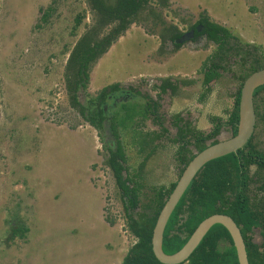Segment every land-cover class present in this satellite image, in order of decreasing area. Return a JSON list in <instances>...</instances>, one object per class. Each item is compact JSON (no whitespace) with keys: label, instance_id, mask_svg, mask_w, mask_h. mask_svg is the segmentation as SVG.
<instances>
[{"label":"rangeland","instance_id":"rangeland-1","mask_svg":"<svg viewBox=\"0 0 264 264\" xmlns=\"http://www.w3.org/2000/svg\"><path fill=\"white\" fill-rule=\"evenodd\" d=\"M230 1L239 4V17L246 15L240 0H182L191 5L187 8L176 1L163 7L158 0H152L141 10L138 20L119 37L120 42H115L117 46L114 52L107 56L105 69L111 68L110 78L125 79L130 73L142 69L140 62L132 60L157 44L167 26L174 25L185 31L201 14L207 13L203 6H196L198 3L221 11L222 8L229 10ZM247 2L261 8L263 33L264 0ZM78 15L81 22L75 27ZM97 19L94 9L86 0H0V264H77L85 261L89 255L97 256L101 264L108 259L106 253L100 250L96 220L91 219L86 225L85 221L76 223L81 211L71 205L66 211L54 208L52 213L46 215L50 205L42 199L49 184L56 183V179L62 181L65 190L69 185H78L86 190L87 197L89 195L90 207L93 200L96 204L97 198L85 185L83 169L72 165L73 162L88 165L87 176L91 177L92 186L102 192L101 205L104 206L105 216L115 219L117 251L121 256L134 241L133 235H126L120 227L119 214L124 213V207L115 177L105 164L108 153L104 141L115 146L114 133L107 123V136L103 140L97 129L78 115L77 108L72 106L65 78L71 51L81 37L96 25ZM111 26H106L98 37ZM241 40L248 42L247 38ZM161 47L164 55L153 58L160 60L161 64L164 62L166 72L174 73L178 79L197 78V83L184 86L186 93L182 92L177 97L180 98L181 107L185 100L194 103L205 87L199 81L203 78V57L206 52H214L216 45L212 42L185 43L174 51L173 43L168 41L165 46L162 43ZM125 51L129 57L122 56ZM251 51L254 52L253 49ZM260 51L264 52L263 45ZM229 55L227 69L214 82L213 89H225L233 96L241 83L239 76L245 74L253 55H246L244 49L240 54L232 50ZM244 59L249 61L248 64H242ZM94 64L86 88L91 95L97 91L91 76ZM138 83L124 81L121 84L139 86ZM140 88L142 90L147 86ZM213 89L207 92V99L203 101L205 109L216 108L217 104L210 99ZM86 91L79 93L82 95ZM150 92L155 94L152 89ZM195 94H198L197 97ZM162 96L159 99L163 100L164 122L172 127L170 119L174 104L167 102L168 95ZM255 102L261 115L257 118L253 142L264 151V89L255 97ZM223 132V137L232 134L230 127ZM122 136L132 167L136 160H140L132 147L133 135L127 130ZM171 151L166 152L171 154ZM161 161H166L164 173H156L152 169L154 173L145 174V177H149L145 179L148 184L168 185L178 179L177 166L175 172L172 170L173 163L177 162L176 157L160 158ZM258 172L261 173L257 166H252V174L259 176ZM259 185V181L253 184L252 194ZM71 203L78 205L76 201ZM50 217H67L74 221L52 222ZM18 224H23L28 231L23 237L12 239L9 237L11 228ZM257 229L254 240L261 242L262 236ZM94 239L98 244L97 241L93 243Z\"/></svg>","mask_w":264,"mask_h":264},{"label":"trees","instance_id":"trees-1","mask_svg":"<svg viewBox=\"0 0 264 264\" xmlns=\"http://www.w3.org/2000/svg\"><path fill=\"white\" fill-rule=\"evenodd\" d=\"M92 4L97 16L96 25L86 32L76 43L70 53L66 64L65 78L68 82L67 89L72 102L104 140L107 136V123L112 129L115 146L104 141L107 150L105 164L114 173L118 193L124 207L129 233L134 241L123 257L125 264H167L160 261L154 254L152 237L158 216L164 207L168 197L175 188L178 179L182 175L188 163L197 152L204 150L209 145L218 142L217 136L221 133L222 121L206 132L197 128L191 121L176 116L174 125L178 129L175 143L177 160L181 167L178 179L170 184H148L145 180L144 166L142 162L139 168H132L126 145L122 139L124 131L132 132V147L137 154L145 152L149 148L148 155L155 152L153 143L158 137L167 134L168 129L162 126L160 132L144 131V122L147 118H157L162 124L163 114L159 111V103L150 94L142 93L141 86L148 83L140 80L138 85H129L131 97L123 99L117 105V110L109 115L105 105L109 97L114 93H120L124 89L123 84L117 82L103 87L96 96L87 93L92 65L122 36L129 26L138 20V15L152 0H87ZM155 1V0H154ZM158 4L167 7L169 0H158ZM256 9V8H252ZM47 14V13H46ZM45 14V17L48 15ZM81 17H76L75 27H78ZM203 24L208 42L216 45L215 51L203 65V86H208L213 80L220 78L227 69V57L235 50L240 54L245 50L246 55H253L250 66L245 74L240 75V85L234 92V104L225 121L231 127L232 134L236 135L239 121V102L241 88L245 79L254 71L263 68L264 52H257V46L243 42L230 27L213 20L208 13H203L198 20ZM111 26L101 37L98 35L106 26ZM162 33V43L171 41L174 51L183 46L175 42L183 31L176 26H167ZM241 41V43H239ZM244 43V44H243ZM246 46L247 50L243 47ZM248 46V47H247ZM254 50L252 52L251 50ZM256 51V52H255ZM248 60H242V64H248ZM196 79H178L173 77L157 78L152 89H159L157 94L161 97L168 94L171 97L177 95L178 90L184 85H191ZM84 92L85 101L81 102L80 89ZM264 85L254 91V103L257 118L261 115L255 97ZM208 88L201 94L200 100L207 99ZM264 120V114H262ZM257 128V124H256ZM150 136V137H149ZM252 135L247 144L235 152L214 158L208 161L195 175L173 210L163 238V249L167 254L179 251L188 241L198 225L207 217L215 213H224L231 216L239 226L246 244L249 264H264V151L256 147ZM149 137V138H148ZM146 161V160H144ZM263 172L252 174V166ZM263 175V176H261ZM257 181L260 185L251 193L252 186ZM111 224L115 219L107 218ZM259 228L262 236L261 242L254 240L255 230ZM28 228L23 224L14 225L11 228L10 238L23 237ZM177 264H240L236 247L227 227L217 223L206 233L191 255L183 262Z\"/></svg>","mask_w":264,"mask_h":264},{"label":"crops","instance_id":"crops-1","mask_svg":"<svg viewBox=\"0 0 264 264\" xmlns=\"http://www.w3.org/2000/svg\"><path fill=\"white\" fill-rule=\"evenodd\" d=\"M178 2L179 5H182V7L187 8L190 7L189 3L182 2V0H169L170 3L172 2ZM241 1V7H243V10L246 12L243 17H239L238 11H240L239 4L237 2L230 1L229 10H224L225 8H222L221 11H215L213 9L209 8V5L207 4H201L198 3L196 6H203V9L206 10L208 15L215 21L230 27L232 31L241 38H247L248 42L253 45L259 47L257 51H260L261 45L264 46V32L261 33L262 29V10L259 7V5H250L247 0H240ZM235 3V5H233ZM256 9H252V8ZM262 36V38L260 37ZM251 39V41H249ZM256 39V40H255ZM254 40V41H253ZM116 42H120V40H117ZM255 42L257 44H255ZM162 39L158 40L157 44L150 49H146L145 53H142V55L138 58H135L132 61L140 62L143 65L142 69H138L137 72H132L128 75L125 79H111L110 78V69H105V63L106 58L109 54H112L115 50V47L117 46L116 43H114L109 50L104 53L94 64L91 76L93 78V85L95 86V89L97 90L96 93H98L103 87L113 84V83H123L124 81H129V83H136L140 80H145L148 84L146 85L147 88H142V93L150 94L153 99L157 100L159 103V111L161 114H163V100H160L163 96L159 97L157 94L160 92L159 89L153 90L152 85L155 83L157 78H166V77H173L175 78L174 73H168L166 72V65L164 62L162 64L160 63V60H156L153 57H162L164 54L163 47H161ZM261 44V45H260ZM142 46V45H140ZM119 50V49H118ZM201 50L200 52H202ZM213 52L209 51L206 52V54L203 57V65L206 63V61L209 59V57L212 55ZM172 54V53H171ZM112 56V55H111ZM128 56V53L125 51L122 55ZM173 57V56H172ZM111 59V58H110ZM110 61V60H109ZM122 61V60H121ZM104 67V68H103ZM166 69V70H165ZM224 72V71H223ZM223 72L220 77L223 76ZM136 73V74H135ZM204 77V76H203ZM136 78V80H134ZM197 79V78H194ZM219 79V78H218ZM218 79L213 80L208 86L204 87L203 90L200 91V95L205 91V89L208 88L209 90H212L214 85V82H217ZM199 81L203 82V78L199 79ZM197 83V82H195ZM132 85V84H131ZM135 85V84H134ZM150 88V89H149ZM155 91V96L152 95L150 90ZM186 88H184L185 90ZM186 92V91H185ZM196 93V91H195ZM198 94H195L197 97ZM200 95L197 97L196 101L194 103L190 101H184L183 107L180 105L181 101L180 98L177 97H168L169 104L172 102L174 104V108L172 111V118L170 119V124L172 127H175L174 121L175 114L176 116L183 117L185 120L191 121L197 128L204 130L206 132L211 131V129L214 127V125L217 123L216 119H221L223 125L221 132L227 127H230L225 123V121L228 119L229 111L232 109L234 104V97L230 95V93L227 90H218L213 91L210 93L211 100L213 103H216V108L213 107L210 109H205L206 107L203 106V101L200 100ZM157 98V99H156ZM159 99V100H158ZM165 106V105H164ZM180 106V107H177ZM215 106V105H214ZM177 107V108H176ZM164 116V114H163ZM163 123L160 124V122L157 121V118H147L144 122V131L150 132V131H157L160 132V130L163 127H166L168 129L167 134L162 135L161 137H158L156 141L153 143L155 146V152L151 155H148L149 148L145 150V152L139 153L138 156L140 160H136V162L133 164L132 168H139L140 164L142 162H146L144 166V174H152L154 173L153 170L156 173L163 174L166 167V161H160V158H166L168 156H174V158L177 155V149L179 147V144L175 143L176 135L178 129L176 128L173 130L172 127L169 125L167 126L166 122H164L163 117ZM231 128V127H230ZM206 129V130H205ZM150 137V136H149ZM148 137V138H149ZM172 150L171 154L166 152L167 150ZM71 157L74 158V155ZM158 159V161H157ZM146 160V161H144ZM177 160V157H176ZM178 162V160H177ZM173 163L174 167L172 170L175 172V165L177 166L178 173L180 170V163L178 162ZM79 164V165H78ZM172 164V165H173ZM72 165H75V167H81L84 171L85 175V185L90 188L91 192L93 193V196L97 198L96 204L95 201H92V206L90 207V200H88L87 194L85 193L86 190H82L78 185H69L65 190L62 186V181L56 179V183L49 184L47 188V192L45 193V197L42 199L45 201L46 204L50 205V208L47 210L46 215L48 216L50 213H52L55 209H64L65 211L68 209V206L71 205L72 208L80 209L81 214L76 219V223H79L80 221H85L84 225L89 223L91 219L96 220V230L98 232L100 242V250L106 253V256H108V259L102 263V264H112L123 261V257L125 255V252L122 256L119 251H117V243H116V233L117 229L115 224H111L110 221L107 219L109 216H105L104 213V206L101 205V198H102V192L96 187L92 186V179L90 176H87L88 174V165L87 164H81V163H75L73 162ZM110 168V167H109ZM153 169V170H152ZM111 170V168H110ZM112 171V170H111ZM112 174L114 176V173L112 171ZM115 177V176H114ZM146 178L149 179V177L146 176ZM61 183V184H60ZM163 184V183H162ZM157 184V185H162ZM117 187V185H116ZM84 188V187H83ZM118 189V188H117ZM71 201H76L78 203L77 206H73ZM97 209V210H96ZM96 217V218H95ZM49 220L60 222H68L71 221L73 223V219H69L67 217H60V218H52L50 217ZM63 226V225H62ZM88 241V238L87 240ZM97 241L96 239L93 240V243ZM98 241L96 244H98ZM95 246V245H93ZM92 246V247H93ZM77 264H101L100 261H98L97 256L89 255L88 258L85 261H82Z\"/></svg>","mask_w":264,"mask_h":264},{"label":"water","instance_id":"water-1","mask_svg":"<svg viewBox=\"0 0 264 264\" xmlns=\"http://www.w3.org/2000/svg\"><path fill=\"white\" fill-rule=\"evenodd\" d=\"M190 34H184L176 42L181 43L190 39ZM264 85V67L252 72L244 81L241 88V96L239 102V121L238 131L236 135L231 134L229 137H223L224 132L218 136V142L211 144L209 141L208 147L197 152L193 159L188 163L182 175L177 181L175 188L168 197L164 207L162 208L157 223L154 228L152 237V247L156 257L167 264H177L185 261L194 249L198 246L200 241L210 230V228L217 224H223L229 230L233 243L237 250V255L240 264H249L248 254L246 250L245 240L241 230L234 219L224 213H215L205 218L195 229L186 244L177 252L167 254L163 249L164 231L167 222L178 204L179 200L185 193L192 179L198 171L210 160L235 152L243 148L250 140L255 132L257 124V115L254 103V91L259 86ZM108 142V141H107ZM112 145V143H111ZM112 264H125L123 261Z\"/></svg>","mask_w":264,"mask_h":264},{"label":"flooded vegetation","instance_id":"flooded-vegetation-1","mask_svg":"<svg viewBox=\"0 0 264 264\" xmlns=\"http://www.w3.org/2000/svg\"><path fill=\"white\" fill-rule=\"evenodd\" d=\"M87 1V0H86ZM112 1H114V0H112ZM89 4H90V6H92V4L89 2V1H87ZM200 19V18H199ZM198 19V20H199ZM198 20L195 22V23H193L192 25H190V26H188V28H186V30L185 31H183V33L179 36V37H177V39H179V38H181L185 33L186 34H190V32L191 31H193V33L190 35V39H188V40H185V41H183V42H181L182 44H185V43H195V44H199V43H204V42H208V39H207V34L204 32V29H205V27H204V25L203 24H200V23H198ZM177 39H175V42H176V40ZM173 47H175L174 46V44H173ZM184 86H187V85H184ZM184 86H182L179 90H178V93H177V95H175L174 96V98H176V97H179L180 95H181V93L183 92L184 94L186 93L185 91H184ZM123 87H124V89L122 90V92H120V93H114V94H112L110 97H109V102H108V104L107 105H105V109L109 112V115H111V114H113V112L115 111V110H117V105H118V103L120 102V101H122L123 99H128L129 97H131V91H130V89L128 88V85H123ZM81 90H82V88L80 89V92H81ZM69 94V93H68ZM97 95V93L94 95V96H96ZM165 96L166 95H168V94H164ZM169 97H170V95H168ZM85 96H84V94H82L81 95V102H84L85 101V98H84ZM77 112H78V115H80V117H82V119H84V117H83V115L81 114V112L77 109ZM221 134V133H220ZM220 134L218 135V136H220ZM217 136V137H218ZM115 182H116V179H115ZM116 185H117V183H116ZM118 188V187H117ZM119 191V190H118ZM258 231H259V233H260V230H259V228L257 229ZM256 231V230H255Z\"/></svg>","mask_w":264,"mask_h":264},{"label":"built area","instance_id":"built-area-1","mask_svg":"<svg viewBox=\"0 0 264 264\" xmlns=\"http://www.w3.org/2000/svg\"><path fill=\"white\" fill-rule=\"evenodd\" d=\"M119 219H120V221H121V229H122V231L126 234V235H129L130 233H129V230H128V226H127V221H126V217H125V215H124V213H121V214H119Z\"/></svg>","mask_w":264,"mask_h":264}]
</instances>
